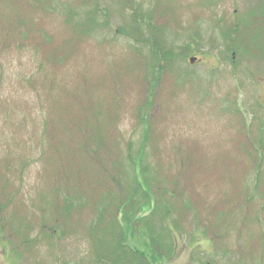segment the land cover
<instances>
[{
  "label": "rangeland",
  "instance_id": "rangeland-1",
  "mask_svg": "<svg viewBox=\"0 0 264 264\" xmlns=\"http://www.w3.org/2000/svg\"><path fill=\"white\" fill-rule=\"evenodd\" d=\"M258 1L255 11L264 13V0H0V264H109L95 259L94 237L107 244L110 232L127 227L116 194L134 200L126 221L144 216L131 221L126 242L156 255V264H264V25L233 56L226 35L236 21L243 30ZM94 3L95 22L77 37L67 13L78 9L76 22ZM153 47L176 57L156 78ZM191 56L198 59L190 63ZM82 74L86 109L70 96ZM59 94H70L59 99L72 102V115L85 111L87 154L80 125L60 123ZM52 115L59 144L45 134ZM96 143L115 150L117 182L89 157ZM68 164L73 204L66 215L53 195L64 190L54 179ZM140 173L172 194H163L166 206L141 202ZM145 221L161 242L154 248L168 255L146 248ZM211 222L221 225L216 243L210 226L209 235L202 230Z\"/></svg>",
  "mask_w": 264,
  "mask_h": 264
},
{
  "label": "trees",
  "instance_id": "trees-1",
  "mask_svg": "<svg viewBox=\"0 0 264 264\" xmlns=\"http://www.w3.org/2000/svg\"><path fill=\"white\" fill-rule=\"evenodd\" d=\"M94 4L95 5L91 9H89V8L85 9L84 10V16L81 15L79 18H77V20H75L76 22H74L71 17H73V14H78V9L75 10V13L74 12H68L67 13L68 20L73 22L74 24L76 23L75 26L72 28L74 30V35H76L77 37H79L81 34H83L82 32L86 33V27L95 22V19H94L95 13L94 12H96L98 10V7H96L97 6L96 3H94ZM262 4L263 3L258 1V2L253 4V7H251V9H247L246 18L248 21L246 22L247 24L243 27V30L241 29L239 32L237 31V24H236L237 21L233 25L228 26L229 28L226 32V35L228 38L232 37V42H233V45H232L233 50L231 51V56H233L235 54L234 52H237L238 50H241L242 52L247 51L249 44L253 43L256 39H258L261 36V31H262V28L264 25V13L258 14L255 11V9L259 8ZM253 13L256 14V18L252 17ZM8 21L11 22L9 19H8ZM156 29H158V28H156ZM142 41L146 42V39H143ZM187 52L188 51L181 52L180 58L185 57ZM261 53H263V52H261ZM149 55H150V59H151L149 61V63H151V65L153 66L150 68L155 70L153 78H156L157 76H159V74L163 73V71H166V70H168V68L173 66L174 60L176 58L175 54L173 55V51L171 49H166V48L164 49V47H160V48L153 47L152 49H149ZM182 59H184V58H182ZM232 59H233V57H232ZM145 68H146L145 75H149V74H151V72H153L152 69H149V67H147L146 64H145ZM82 77H83V83H81V87H74L75 90H71V92H70V94H72V95H70V94H68V95H70L72 97V99H74V101L76 102L77 105H79L81 107L84 106L86 109L88 106V99H87L88 90L85 88V86H86L85 84H86L87 79L85 78V76L83 74H82ZM53 83L54 82L51 80L49 83V87ZM153 88L154 87L150 88V90L146 96V99L144 101V104H145L144 107H148L149 104L151 103V96H153V93H154ZM68 95L59 94V96L55 97L56 101L54 102L53 107L59 111L58 114H59V118H60V123L64 124V126L66 124L70 123L71 125H73L75 127V129L77 131V125H80V128L78 129V131L80 133L79 139H82L84 141V144L82 146V150L85 153L89 152L87 141H86L88 139L89 133H88V130H87L85 125H83L85 127H81L83 120H85V118H84L85 111H81V110L77 109L78 111H77L76 115H75V113H74V115H72V113H71V110L73 109L72 102L69 101L68 99H66L65 101L62 102L61 99H59V97H61V96L66 97ZM83 100H85L87 102L86 106L84 105ZM91 104H90V106H91ZM154 105H158V104L154 103ZM93 108L98 109V103L96 104L95 107L93 106ZM52 116H53V120L51 117H48L45 120V125H44V128H46L45 134H46V138L49 140L50 144H59V143H57V141H52V138L53 137L55 138V135L53 134V130H55L57 128L56 124H54L55 117H54V115H52ZM146 117L147 118L150 117L149 113H147ZM238 117L240 118V123L242 122L241 124L244 126L245 125L244 120L241 121L240 115H238ZM74 120L76 121V124L73 123ZM145 123H146L145 127H147V122H145ZM52 147H55V149H57L56 146H52ZM109 148H110V146L106 149V147L103 146V143H102V145H101V143H96V149H94L92 151L93 155H90V156L88 155V156L90 158L93 157V159L91 158L92 161L95 163V165H98L100 172L105 175L104 176L105 178H107L110 181L114 180L115 182H117L119 180L117 175L119 176L118 173L120 172L121 169L117 170V162H115V160L113 159V157L115 155V150L112 151V149H109ZM142 149L143 148L140 149V152H142ZM104 152H105V156L108 160L107 166L105 165V163L102 160L103 155H101V154H104ZM133 162L135 163V160ZM68 166H69V164L67 166L62 165L60 167L61 171H60L59 181L57 180V176L54 179V181L57 182V183H55V185L58 183H63L64 190H63L62 194L61 193H55L53 195V202L54 203L58 204V203H60V201H63L64 206L61 208H62V212L66 215L69 212V209H68L69 206H71L73 204V202L69 200V196H68V194H69L68 187L71 185V178H70L71 175L70 176H68V175L72 172L71 166H69V168H68ZM116 170H117V172H116ZM140 177L142 178L141 181L144 184V185H142L141 181H139V180L137 182L139 184L138 187L141 190V193L143 196L141 202H143V200H145V202H147L153 198L155 200L160 201L162 203V205L166 206L167 202H166L164 195L167 193V191L166 192H164L163 190L161 191L159 189V187L156 188V186L153 185L152 182L150 184L148 178H146L145 176L142 177L141 173H140ZM118 185L120 186V184H118ZM171 187L172 186H170L169 189H172ZM54 189H57V188H54ZM120 189H121V187H120ZM168 195H172V194H168ZM121 198L124 200L120 199L119 195L116 194V198H114L113 201L116 204H119L121 206V208L123 209V211H124L123 219H124V222L127 224L128 228L123 227V229H122L116 224L117 229L118 228L121 229V231H120L121 235H119V234L115 235V232H114V234L110 232L109 233L110 234V236H109L110 241L107 244L102 242V239L99 240L98 236L96 238L94 237V241L96 242L95 245L99 248V251H100L99 252L100 254H97L98 256L95 259L99 260L100 263L103 260L108 259L109 264H156L154 262V257L156 255L151 254L147 257L145 255V252H146L145 250L133 249L126 242L128 231L130 230L129 235L132 233L131 221L132 220L141 221L142 218H144V216L143 215H138V216L136 215L134 218L132 217L131 221H129V219H127V221H128L127 222L125 219V212H126L125 208L129 204H133L134 200L130 195H126L125 198H123V197H121ZM89 201H91L90 198H89ZM113 201H112V203H113ZM139 201L140 200H138L137 202H139ZM207 205H208V202L207 203L204 202V206H203L202 210H204V211L207 210L208 209ZM105 207L106 206L104 205V208ZM60 209L58 212H60L59 216L62 217L63 213H61ZM201 214H202V212H201ZM163 218H165L164 215H163ZM202 218H203V216H202ZM0 221H1V219H0ZM110 224H111V222H110ZM214 224L215 223H212V222L208 223V224H204V227L202 230L204 233H208V235H209L208 226H210V228L213 229V231L210 233V239L214 243H216L217 241H219V238H221V239L223 238V235L220 234L217 230L221 225L220 224L214 225ZM111 225H114V224L112 223ZM0 226L2 227V224H0ZM3 227H4V225H3ZM143 227H144V229H141V231H143L147 237V241H145L146 248L151 249V253H154V254H156L158 252L163 253L162 251H159L158 249L154 248V245H156V248H157V245L161 246V242H160V244L156 243L157 239H156L155 235H157V234L154 233L155 234L154 235L153 232L149 229L148 221L144 222ZM103 231H105V229H103ZM10 233H11V231H10ZM10 233H7V235L9 236V239L11 237ZM162 239H163V237H162ZM162 244H163V242H162ZM163 245L166 247V249H168V246H166L165 244H163ZM119 247L122 249H120ZM119 249H120L121 254L116 253L117 250H119ZM237 250H238V257L241 259V262L244 261L245 260V252L243 251L242 246L239 245ZM128 251H131L133 254V256L131 258H128L129 257ZM168 253H169V251H167V253L165 252L163 254L168 255ZM157 255H159V254H157Z\"/></svg>",
  "mask_w": 264,
  "mask_h": 264
},
{
  "label": "water",
  "instance_id": "water-1",
  "mask_svg": "<svg viewBox=\"0 0 264 264\" xmlns=\"http://www.w3.org/2000/svg\"><path fill=\"white\" fill-rule=\"evenodd\" d=\"M196 56H191V57H189V62L190 63H194L195 61H196Z\"/></svg>",
  "mask_w": 264,
  "mask_h": 264
}]
</instances>
